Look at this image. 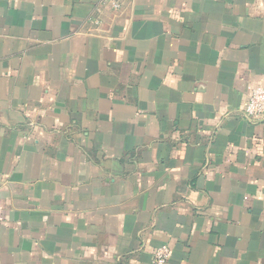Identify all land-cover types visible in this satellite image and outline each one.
I'll use <instances>...</instances> for the list:
<instances>
[{
  "label": "crops",
  "instance_id": "crops-1",
  "mask_svg": "<svg viewBox=\"0 0 264 264\" xmlns=\"http://www.w3.org/2000/svg\"><path fill=\"white\" fill-rule=\"evenodd\" d=\"M0 0V264H264V0Z\"/></svg>",
  "mask_w": 264,
  "mask_h": 264
},
{
  "label": "built area",
  "instance_id": "built-area-1",
  "mask_svg": "<svg viewBox=\"0 0 264 264\" xmlns=\"http://www.w3.org/2000/svg\"><path fill=\"white\" fill-rule=\"evenodd\" d=\"M122 0H108L113 10L119 11L122 7ZM244 115L253 121L264 120V84L255 87L244 108ZM2 197L0 194V221H2ZM171 258V251L168 247H162L155 252L154 264H166Z\"/></svg>",
  "mask_w": 264,
  "mask_h": 264
}]
</instances>
